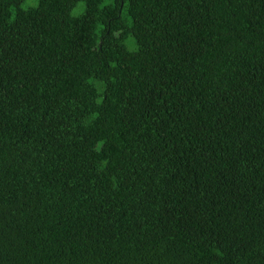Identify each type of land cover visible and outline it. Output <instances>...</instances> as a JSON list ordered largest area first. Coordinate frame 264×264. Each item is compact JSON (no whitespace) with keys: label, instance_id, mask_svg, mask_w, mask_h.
<instances>
[{"label":"trees","instance_id":"obj_1","mask_svg":"<svg viewBox=\"0 0 264 264\" xmlns=\"http://www.w3.org/2000/svg\"><path fill=\"white\" fill-rule=\"evenodd\" d=\"M0 264H264V0H0Z\"/></svg>","mask_w":264,"mask_h":264}]
</instances>
